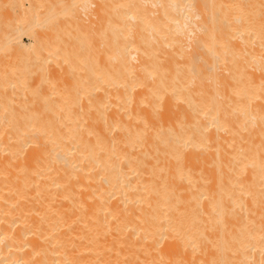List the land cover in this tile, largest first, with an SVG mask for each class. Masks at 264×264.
I'll return each mask as SVG.
<instances>
[{"label":"bare ground","instance_id":"obj_1","mask_svg":"<svg viewBox=\"0 0 264 264\" xmlns=\"http://www.w3.org/2000/svg\"><path fill=\"white\" fill-rule=\"evenodd\" d=\"M82 1L5 0L0 52L46 56L0 57V264H264V0H95L71 90Z\"/></svg>","mask_w":264,"mask_h":264},{"label":"rangeland","instance_id":"obj_2","mask_svg":"<svg viewBox=\"0 0 264 264\" xmlns=\"http://www.w3.org/2000/svg\"><path fill=\"white\" fill-rule=\"evenodd\" d=\"M23 1V3H24V10H22L23 12H25L26 13V15H27V11L29 12V10L28 9H30V11H32V9H35V10H38L39 12H41V10H43L44 11V7H46V5L48 6V4H49V6L50 5H53V6H55V7H51V8H54L53 10H54V12L57 10L58 12H60L59 10H61L62 8H64V4L65 3H67V1L68 0H22ZM31 1V2H30ZM57 1V2H56ZM65 1V2H64ZM82 1V0H81ZM98 3H100V4H98V5H100L101 7H102V5H101V3H102V0H96ZM95 0H87V1H84V2H86V5H87V7L85 6V4H84V2L82 3H80V2H78L77 4L79 5V3H80V6H82L81 4H84V6L83 7H86L85 9V11L82 13V15H81V10L79 11L78 10V13H76L75 15V17H74V19H71L70 20V22H69V24H66L65 25V27L64 28H62L61 30H60V32L58 31V33L55 35V44H58V42L60 41V42H62V40H63V42L66 40V42L68 41L67 39H74L75 38V40H76V44H74L73 46H71L70 48L67 46V48H66V52L65 51H63V53H62V51L61 52H59V54L57 53L56 54V56H55V58H56V64H55V62H53V60L55 59L54 57V59L50 56V57H48L47 59H45L46 61L50 58H52V60H51V62H52V64H51V62H50V59H49V61H47V63H49V65H51L52 67H56V68H59V69H61L62 70V68H63V72H65V75L64 74H62L61 76H62V78L64 79V81H60L63 85V87L65 88V86L64 85H67V87L70 85L69 83H71V85H70V87H72V85L74 86V84H75V86H76V80H78V81H80V80H83V79H86V78H84L83 77V79H80V78H82V76H85V73L84 72H86V70H87V66L88 65H86V64H88V62H94V61H96V59L94 58V57H99V59L100 60H102L100 57H101V55L103 54V53H101V52H103L104 50L103 49H105V48H103V45H104V41H103V39L105 38L104 36H106V34H105V27H102V24H103V26L105 25V23H104V15H102L104 12H103V9H99L98 7L99 6H97V8L99 9V11H98V16L97 15H95V12H94V10H96L97 8H96V6L94 7V5H95V2H96ZM0 28L1 29H5V27L3 28V26L6 24V17L9 15V18H8V20L10 19H12L10 22L9 21H7V23L9 22V24H10V26L9 27H11V26H13L12 24V21L13 22H15V21H17V19H18V16H21V12L22 11H19V10H11V11H9L10 9L7 7V5H6V7L4 6L5 5V0H0ZM27 2V3H26ZM45 2V3H44ZM51 4H50V3ZM62 2L64 3V4H62ZM90 2V3H89ZM97 2H96V5H97ZM48 3V4H47ZM195 3V2H194ZM3 4V5H2ZM60 4V5H59ZM94 4V5H93ZM195 4H197V3H195ZM1 5H2V7H1ZM43 6V7H42ZM89 6V7H88ZM91 6V7H90ZM3 7L5 8V9H7L6 11L3 9ZM94 8H96V9H94ZM4 10V11H3ZM89 10V11H88ZM38 11H36V12H38ZM55 12V13H58V12ZM101 11V12H100ZM7 12V13H6ZM20 12V13H19ZM79 12H80V14H79ZM2 13V14H1ZM6 13V14H5ZM85 13V14H84ZM79 14V15H78ZM97 14V13H96ZM6 15V16H5ZM25 15V16H26ZM81 15V16H80ZM86 15H87V17H86ZM59 16H61V15H59ZM58 15H57V17H59ZM84 16V17H83ZM95 16L96 17H99L98 19L96 18L95 19ZM5 17V22L3 23V18ZM81 17V18H80ZM76 18V19H75ZM79 18V19H78ZM70 19V18H69ZM73 20V21H72ZM74 20H75V22H74ZM98 20V21H97ZM92 21V22H91ZM67 22V23H68ZM74 24H73V23ZM82 22V23H81ZM96 24H95V23ZM102 22V23H101ZM1 23H3V24H1ZM70 23H72L73 24V26H71V32H68V31H66V30H68V28H69V26L71 25ZM15 24H16V22H15ZM14 24V25H15ZM69 25V26H68ZM93 25H97L96 26V32L97 31H100L98 34H99V39H98V35L96 34V32H94L95 31V29H93V28H95V26H93ZM74 26H75V28H74ZM23 27V26H22ZM27 27V26H26ZM25 26H24V29L22 28L21 29V31H19L18 33L22 36L21 38H22V40L24 41V44L26 45H29V44H32V48L31 49H29V50H27V51H22L21 53H18V55H16V56H11L10 57V55L11 54H9V56H8V51L6 52V50H1V52H0V57H2V55H3V57L2 58H4V59H6L5 61L8 63L9 62V64L11 63V61L13 60L14 62H18L19 61V58H21V59H23V61H19L20 63H23L24 62V64H29V63H32V61L33 60H37L38 58H39V60H40V58H41V56H42V58L44 59V57L46 56L45 54H46V52L44 53V51L42 52V53H40L39 51L38 52H34V51H37L38 50V48H36V47H38L39 45H37V41H36V44L34 43V39L35 38H38V37H40L39 35H43V36H45L43 33L44 32H42V30L40 29V28H42V27H40L39 29H36L35 28V30H30V28H26ZM100 29H99V28ZM74 28V29H73ZM29 29V30H28ZM25 30V31H24ZM1 32H2V30H0ZM43 31H45V30H43ZM64 31V32H63ZM104 31V32H103ZM23 32V33H22ZM69 34H68V33ZM74 32H75V34H74ZM103 32V33H102ZM34 33V34H33ZM67 33V34H66ZM0 34H2V33H0ZM39 34V35H38ZM80 34V35H79ZM41 35V36H42ZM69 35H71V36H69ZM76 35V36H75ZM36 36V37H35ZM42 36V37H43ZM65 36V37H64ZM67 36V37H66ZM63 37H64V39H63ZM69 37V38H68ZM95 37H97V39L95 38ZM104 37V38H103ZM32 38H34V39H32ZM83 38V39H82ZM58 39H60V40H58ZM32 41V42H31ZM102 41V42H101ZM38 44H40V41L38 40ZM60 42H59V44H60ZM62 42V43H63ZM100 42V43H99ZM58 44V46H60ZM103 44V45H102ZM35 45V46H34ZM37 45V46H36ZM100 45V46H99ZM61 46H64V44H61ZM105 46V45H104ZM101 47H102V49H101ZM37 49V50H36ZM97 49L99 50V51H97ZM103 50V51H102ZM5 52H6V54L7 55H5ZM64 52H65V54H64ZM25 53V54H24ZM38 53H39V56H38ZM21 54H23V55H21ZM88 54V55H87ZM96 54H98V56L96 55ZM101 54V55H100ZM20 55V56H19ZM37 55V56H36ZM63 55V56H62ZM94 55H96V56H94ZM6 56V57H5ZM8 56V57H7ZM31 56V57H30ZM34 56V57H33ZM90 56H92V57H90ZM33 57V58H32ZM103 58H104V55L102 56ZM2 58H0V59H2ZM28 58V59H27ZM42 58H41V61H42ZM61 58H63V62L62 61H60V59ZM66 58H67V60H66ZM3 59V60H4ZM12 59V60H11ZM16 61H15V60ZM3 60H1L0 61V64H2V63H4V62H2ZM26 60V61H25ZM59 61V64H60V66H57L58 65V61ZM62 60V59H61ZM64 60H66V61H64ZM78 60V61H77ZM12 61V62H13ZM55 61V60H54ZM70 63H72V61L74 62V61H77V62H75L74 64H77V66H74V67H79L80 69H77L76 68V70L75 71H73L75 68H72L71 67V70L75 73V75H77V76H75L74 75V73L72 72V71H70V69L67 67V63L68 62ZM81 63H80V62ZM85 61V62H84ZM87 61V62H86ZM97 61H98V59H97ZM96 61V62H97ZM103 61V60H102ZM35 62V61H34ZM66 62V63H65ZM62 63V64H61ZM64 63V64H63ZM99 64H97L96 66H92V65H90V66H92V68L94 69H96V70H101V65L103 66V62L102 63H100V62H98ZM74 64H72V66L74 65ZM81 64V65H80ZM101 64V65H100ZM55 65V66H54ZM63 65V67H61ZM66 65V66H65ZM79 65V66H78ZM98 65H100V66H98ZM51 66H49V67H51ZM64 67H66V68H64ZM84 69H83V68ZM68 70V71H67ZM80 72H79V71ZM82 70H84V71H82ZM37 71H40V70H37ZM88 72V71H87ZM82 73H84V74H82ZM35 74V73H34ZM40 74V73H39ZM79 76H81V77H79ZM87 76V75H86ZM73 77V78H72ZM75 77V78H74ZM77 77H79V79L77 78ZM88 77V76H87ZM77 78V79H76ZM76 79V80H75ZM65 80H66V83L67 84H65ZM72 80V81H71ZM75 80V81H74ZM68 81V82H67ZM75 82V83H74ZM72 83H74V84H72ZM61 85V84H60ZM60 85L58 86V87H60ZM62 87H60V89H61ZM63 88V89H64ZM69 88V87H68ZM67 88V89H68ZM9 89V88H8ZM13 89H14V87H13ZM63 89H61L62 90V92H63ZM69 89H71L72 90V88H69ZM69 89L68 90H66V89H64L65 91H69ZM12 90V89H11ZM74 90V89H73ZM8 91V90H7ZM58 91V90H57ZM54 92V91H53ZM50 95H54V93L52 94V93H50ZM83 101H85V98L83 97Z\"/></svg>","mask_w":264,"mask_h":264}]
</instances>
